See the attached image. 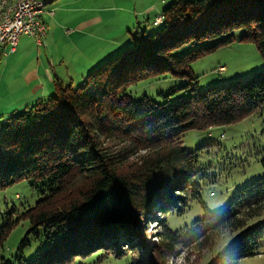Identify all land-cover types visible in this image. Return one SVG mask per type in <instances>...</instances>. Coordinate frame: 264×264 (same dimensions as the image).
I'll return each mask as SVG.
<instances>
[{
    "label": "trees",
    "instance_id": "obj_1",
    "mask_svg": "<svg viewBox=\"0 0 264 264\" xmlns=\"http://www.w3.org/2000/svg\"><path fill=\"white\" fill-rule=\"evenodd\" d=\"M159 15L157 31L138 27L82 83L55 77L47 99L0 115V188L24 181L38 196L5 213L0 247L20 219L45 243L29 259L1 264H74L98 261L105 251L124 264H168L190 226L202 243L213 230L235 233L206 264H239L264 244V174L225 208L203 205V217L176 224L189 199L201 200L202 186L219 177L212 164L229 154L201 160L209 144L188 150L182 136L264 109V64L244 81L203 89L191 64L234 41L253 43L264 60V0H169ZM152 77L183 79L187 97L170 100L177 89L161 94L163 101L137 97L135 85ZM153 222L157 240L145 243Z\"/></svg>",
    "mask_w": 264,
    "mask_h": 264
},
{
    "label": "rangeland",
    "instance_id": "obj_2",
    "mask_svg": "<svg viewBox=\"0 0 264 264\" xmlns=\"http://www.w3.org/2000/svg\"><path fill=\"white\" fill-rule=\"evenodd\" d=\"M118 1L120 0H71L62 8L75 9L79 7L77 13L82 18L78 24L87 31H96V25L97 29H100L101 22L106 19L111 9L117 11L123 5H128L126 3L128 0H123L119 2L118 7H115L113 3ZM58 2L59 0H54L49 3L48 8H45V11L48 10V13H46L52 16L55 10L61 8V6H55ZM161 2L167 4L169 0H162ZM163 3L159 5H163ZM131 6L133 7V5ZM136 16L141 19L138 13L134 17ZM145 17L144 22L139 21L138 23L137 20H134L133 29L128 32L130 37L129 39L127 37L128 42H130L132 35H136L138 27L140 29L147 28L150 33L160 28V24L153 23V14L149 15L147 13ZM47 27H49V24ZM50 40V45L43 43L42 46H37L34 43V45H31L32 48L21 51L20 56L14 55L9 60L0 59V95L7 93V98L10 99L9 114L21 108L22 104L23 107L30 106L37 100L47 99L53 90L55 77L64 85L76 86L82 83L83 79L78 77L79 70L89 50H81L77 47L72 50L69 49L68 45L73 43V39L66 37L65 34L50 36ZM55 42H63L66 46L64 47L61 43L54 46ZM121 47L123 46L113 49L108 56L101 59V62L110 55L113 56L116 50ZM121 51L119 49L115 54ZM40 57H44L45 61L51 60L53 67L49 68L47 74L40 70V62L36 61ZM262 64H264V60L253 43L234 41L232 44L196 60L191 64V67L194 74L198 76L200 87L203 89L209 85H227L235 79L244 81ZM184 83L185 81L180 78H147L135 85V93L137 97L147 94L156 100L163 101L165 98H162L161 94H166L171 89H177L168 98L170 100L185 98L188 92L180 89ZM3 113L7 114L4 111ZM181 142L188 150H194L200 145L209 144L206 145V149H203L205 152L202 154L201 160L216 159L221 157L224 151L229 153L227 157H221L216 164H212L211 168L217 172L219 177L215 181L202 186L200 190L201 200L198 198L195 200L189 199L188 209L176 220V224L186 222L188 225L190 224L188 222L194 217H203L206 214L203 205L213 212L225 208L233 198L236 190L242 188L254 177L264 174L262 165V160H264V109L261 115L253 114L229 126L213 127L207 131L190 130L182 136ZM37 197L36 192L24 181L0 188V223L4 221L5 213L9 212L13 205L21 212L23 206L32 205ZM145 227L146 234L150 233L151 235L144 236L143 234L144 242H148L149 238L156 241L160 225L153 222L146 224ZM189 228L180 232L181 241L175 247L174 257L168 260V264H206L216 253L223 249L235 234L226 229L213 230L209 233L208 242L202 243L203 236H198V228ZM24 239L28 240V244L21 247V242ZM44 244L43 239L39 241L30 233L27 220L20 219L10 230L0 247V264L3 259L13 262L17 256L29 259ZM110 254L112 252L105 251L103 257L96 258L98 261L88 260L89 256L80 257L79 261L73 263L124 264L122 257L116 258ZM239 264H264V244H261L255 254L242 258Z\"/></svg>",
    "mask_w": 264,
    "mask_h": 264
},
{
    "label": "crops",
    "instance_id": "obj_3",
    "mask_svg": "<svg viewBox=\"0 0 264 264\" xmlns=\"http://www.w3.org/2000/svg\"><path fill=\"white\" fill-rule=\"evenodd\" d=\"M53 1L54 0H49L44 5V12L41 17L46 25V34L42 38V43L37 46H42L43 43L50 45V36L54 37L56 34H65L66 37H71L73 39V43L68 45L69 49L72 50L74 47H77L81 50H89L87 57L83 61V65L80 66L78 75L79 78H82L88 71L94 68V66L99 64L101 59L108 56L113 49L118 48L119 46H125V44H127V37L128 39L130 38L128 32L130 29H133L132 24L134 20H137L138 23L139 21L144 22L146 19L145 14L147 15V13L149 15L153 14V18H155L161 13L162 8L166 5L161 2L162 0H128L126 1L128 5H123V7L120 9L118 8L117 11H114L113 9L110 10L109 14L106 16V19L101 22L100 29H97L96 25V31H87L80 24H78L79 20L82 18L77 13L79 7H76L75 9L62 8V6L68 2H71V0H59L55 6H61V8L55 10L52 16L47 14L48 10L45 11V8H48V4L52 3ZM120 1L114 2L113 5L118 7ZM161 3H163V5H159ZM131 5H133V7ZM136 13L141 16V19L137 16L134 17ZM47 22L49 27H47ZM60 22L63 23L61 24ZM34 43L35 42L32 37L21 35L18 38L13 52L4 53L2 50H0V59L3 58L9 60V58L14 55L20 56L21 51L32 48L31 45H34ZM59 43H61L64 47L66 46V44L63 42H55L54 46H58ZM118 50H116V52ZM103 54L105 55L101 57ZM36 61L40 62V70L45 74L49 72V68L53 67V65H51L50 59L45 61L44 57H40ZM22 106L23 104L20 107ZM10 107L11 103L10 99L7 98V93L0 95V115H8V110ZM3 111L7 114H4Z\"/></svg>",
    "mask_w": 264,
    "mask_h": 264
},
{
    "label": "built area",
    "instance_id": "obj_4",
    "mask_svg": "<svg viewBox=\"0 0 264 264\" xmlns=\"http://www.w3.org/2000/svg\"><path fill=\"white\" fill-rule=\"evenodd\" d=\"M49 0H0V50L4 53L14 51L18 38L27 35L36 45L42 43L46 34V25L42 20L44 5ZM161 21V16L153 23Z\"/></svg>",
    "mask_w": 264,
    "mask_h": 264
}]
</instances>
